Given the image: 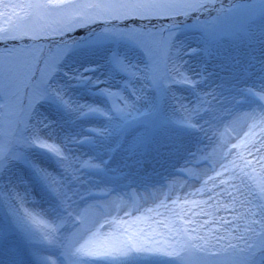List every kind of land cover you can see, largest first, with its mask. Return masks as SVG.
I'll return each instance as SVG.
<instances>
[{
  "label": "rangeland",
  "instance_id": "1",
  "mask_svg": "<svg viewBox=\"0 0 264 264\" xmlns=\"http://www.w3.org/2000/svg\"><path fill=\"white\" fill-rule=\"evenodd\" d=\"M47 2L48 0H35L33 3L32 0H0V36H3L6 32L12 33L13 29L25 19H28L32 29V32L28 35H16L14 39H0V58L5 56L7 54L6 50H8L21 60L30 59L31 72L29 76L35 77L37 80L42 75H47V64L53 58L63 62L64 71L69 73L91 68L93 71L86 74L92 77L94 75H106L108 70L104 64L103 50L90 49L86 42L92 41L93 37L105 35V29L107 28H113L121 33H150L167 40L170 44L182 42L197 49L198 54L195 55H184L188 51L187 48H184L180 54L182 59L190 62L187 67V72L190 75L193 71H200L201 68H206L205 75L207 73L213 74L208 77V84L204 86L205 91H210L213 83L221 81L235 85L236 81H241L237 85L238 87L253 83L252 79L246 78L245 68L248 72L259 75V61L262 54H264V9L261 7L262 0H164V2L177 5L198 4L202 6L179 7L169 12L146 13L143 15L129 14L120 17L108 15L106 9L89 7V5L116 3L120 0H69L71 4L77 5V7L57 9L5 7L6 5L45 4ZM84 15L91 16L92 19L87 24L76 23ZM67 24H71V27H65ZM61 28L64 30L54 31V29ZM75 31L84 33V36L77 37L73 35ZM202 31L205 36H202ZM210 38L214 39L213 44L209 42L208 39ZM102 44L118 48L127 53L133 63L138 65L141 70L150 63L146 50L135 43L134 39L113 37L104 39ZM25 53H31V56L26 57ZM143 56L146 58V62ZM68 58H70V61L65 63ZM75 60L76 62H74ZM59 79L65 89L71 91L77 98L79 96L81 98H93L89 89L94 91L95 86L89 83L77 84L73 80H68L62 73ZM111 83L113 86H118L121 83L120 78L117 77ZM144 83L143 80L140 83L133 80L132 84L127 85L126 91L122 88L113 87L111 91L116 95L108 98L113 109L124 107V97L132 92L133 84L138 90ZM32 86L31 79H22L18 89H14L7 95L0 87V150H15L21 154L25 152L28 155L34 153L43 156L36 152L35 146L24 148L21 140L22 136H30L31 127L38 123L35 119L28 121V114L31 111L29 105L34 106L36 103L31 94ZM103 86L101 85V87ZM189 87V85L182 84L175 86L174 92H178L180 103L188 105L190 101H193V97L188 91ZM146 90L151 91L150 89ZM52 102H57L54 97L41 102L39 108L47 110L50 121L54 123L57 122L69 128L74 127L76 122L80 123L82 127L74 137L83 139L84 137L79 134L87 129L95 128L93 134H98L101 131L96 123L101 120H92L88 122L90 124H86L87 121H74L71 114L64 116L58 114L52 106ZM257 111L261 112L259 108H257ZM85 112H87V109H85ZM133 115L136 116L137 114L134 113ZM223 116V120L228 121L229 115L224 113ZM108 127L112 131V138L116 145L123 146V155L120 156V161L124 165L128 164L130 166V169H123L129 173L126 177L112 180L118 183L122 182L121 184L124 182L121 191L124 202L122 211L134 215L138 211L139 202L137 186L132 182L133 180L145 182L144 180L148 178V170L147 168L144 169L146 157L150 156L149 164L156 165V168L164 166L165 161L171 155L169 152V136L172 134V130L163 118L157 119L147 127L141 118L128 117L126 124L121 122L120 126L116 127L113 123ZM205 127L216 130L213 123L205 125ZM245 128L246 125L243 124L240 131ZM120 136L126 139L125 144L120 142ZM209 137V131H207V134L202 133L199 143L191 146L193 154L185 155L184 162L174 164L171 167V172L173 176L190 181L197 176L198 168L205 167L207 184L200 192L208 203L216 207L215 211L217 212L213 213L210 220L199 218L196 223H191L181 205L171 195L173 192L172 180L169 177L163 178V180H160L159 192L161 197L163 195V198L168 200L169 205L165 218L169 225L171 223L172 229L164 230L161 239L151 238L145 242L146 246L159 247L162 250L182 249V254L191 261V264L215 262L217 259L223 258L212 257L209 255V251H220L232 255L233 249L229 245L236 246L235 257L242 259L243 252L241 250L246 249V244L258 242L255 236L245 231V220L247 219L248 210L252 208L254 203L260 201L261 186L264 185V167L260 168L254 162L259 148L264 143V129L261 133H257L256 137H253L249 151L242 156L234 157L236 150L234 146L230 145L231 143H227L230 146L229 149L233 148L231 150L233 157L227 164L226 173L237 179L238 182L235 183L223 181L221 175L216 171L214 163L208 158ZM145 144L146 148L143 147ZM73 146L77 147L76 145ZM223 147H220V149L222 150ZM79 148L89 151L87 147ZM142 148L145 154L144 159H142V156H140L141 158L133 157V159H141L140 165L137 166L130 161H123V158L128 156L131 151ZM120 157L115 159L111 165L112 167L116 166ZM103 158H110V155H103ZM85 161L88 162L87 165L77 162V166L82 170H86L87 177L100 179L101 177L95 174V166L98 165V161L92 163L89 158ZM21 163L20 160H14L5 173L12 168L19 169L23 172L25 181H28L23 163ZM5 173H0V250L2 245L10 244L12 251L8 252L7 257L12 260L15 256L13 261L16 263L20 258L25 257L28 242L6 203L2 189L8 188L10 182ZM43 188L44 186L41 185L42 190ZM237 189L240 190V200L236 197ZM36 191L41 195L39 190ZM83 191L87 198L95 201L104 200L106 196V190L102 184L92 183L88 187H83ZM128 192L134 197V209H131L127 196ZM50 202L53 213L57 214L59 209L56 208L55 201ZM117 217L119 220L120 216ZM119 221L123 223V219ZM206 221L207 223H205ZM224 221L228 223H224ZM99 222H107L104 230L106 231L109 225L107 218L103 215L94 219L92 228L97 229ZM53 226L64 228L60 222L55 224L53 222L51 228ZM193 229L196 231L193 232ZM118 236L121 247L131 238L125 230L120 232ZM189 236L197 238L189 240ZM217 236L223 237L219 243L216 241ZM241 236L244 239H240ZM205 239L209 241L207 245H205ZM201 246H204L207 250L202 251ZM84 258L89 262H91L89 258H94L95 261L100 259L109 264H126V261L120 263L115 258H109L101 254L84 256ZM169 258L164 256L154 257L152 253H145L141 264H170Z\"/></svg>",
  "mask_w": 264,
  "mask_h": 264
},
{
  "label": "snow or ice",
  "instance_id": "2",
  "mask_svg": "<svg viewBox=\"0 0 264 264\" xmlns=\"http://www.w3.org/2000/svg\"><path fill=\"white\" fill-rule=\"evenodd\" d=\"M198 6L202 5H177L164 2V0H120V2L116 3L89 5V7L106 9L108 10V15L117 17L129 14L162 13L179 7ZM5 7L57 9L61 7H77V5L71 4L69 0H48L45 4L6 5ZM261 7L264 9V0H262ZM91 19V16L84 15L76 23L87 24ZM65 27H71V24H67ZM63 30V28L54 29V31ZM30 32H32L31 26L28 19H25L13 29L12 33L6 32L3 36H0V39H14L16 35L24 36ZM105 33L103 36L93 37L92 41L86 42L90 49L103 50L104 64L108 70L103 80L99 78L93 79L91 75L86 74L93 71L91 68H84L79 72L73 73L64 71L63 62L55 58L51 59L47 64V75H42L37 80L35 77L29 76L31 72L30 59L21 60L8 50H6L7 54L0 58V87L3 88L6 95L14 89H18L22 79H31L33 82L31 94L36 103L34 106L29 105L31 109L28 114L29 122L33 118L37 119L38 124L48 120L46 116L39 113V105L41 102L53 97L66 114L73 116L74 121L91 122L92 120H102L99 125L101 131L98 134H93L95 128H92L79 134L84 137L83 139L76 137L64 138L66 142L76 145L78 148L87 147L89 149L85 154L89 156L90 160L98 161V165L95 166V174L101 177L102 182L121 179L128 175V172L123 170L126 169L123 162H117L115 167L111 166L113 163L112 156L118 151V148L116 142L113 141L112 131L108 127L110 124L115 123V126L119 127L121 122L125 124L128 122V117H133V119L139 117L147 126L157 119L163 118L172 130V134L169 136V152L177 158H183L185 155H192L191 146L199 143L202 133L207 134L208 129L205 125H211L217 120L224 119V113L231 115L233 111H238L244 107L252 109L254 106L264 113V54H262V58L259 61V75L248 72L247 68H245L246 78L252 79L253 83L238 87L235 84L221 81L215 84V88L212 91H205L204 86L208 84V77L213 74L207 73L205 75L206 68H201L200 71H193L192 75L189 76L180 70L181 65L178 63V61L182 60L180 53L184 48L188 49L184 55L198 54L197 49L182 43L179 45L177 43L170 44L167 40L158 38L150 33H121L113 28L105 29ZM32 34L34 35L35 33L33 32ZM113 37L134 39L135 43L146 50L150 63L141 70L138 65L133 63L127 53L118 48L102 44L104 39ZM74 43L76 44V42ZM76 46L79 47L77 44ZM24 55L30 57L31 53H25ZM61 73L68 80H73L77 84L89 83L95 86L94 91L89 89L92 97L95 98L93 102L91 104H80L79 100L66 95L65 88L59 79ZM117 77L120 78L121 83L118 86H113L111 81ZM133 80H136L137 83L143 80L145 83L138 90L133 84L132 92L124 97V107L117 108L113 112L108 107V98L115 96L116 93L112 92L111 89L116 87L126 91L127 85L132 84ZM177 84L190 86L188 91L194 102L190 101L188 105L178 102V98L174 94ZM101 85L104 86L101 87ZM146 89L151 91L149 92ZM209 97L211 99H208ZM173 101H177V103H173ZM85 109H87V112H85ZM134 113L137 115L134 116ZM49 123L52 122L49 121ZM38 124L32 126L30 136L21 137L24 148L35 146L41 150L48 149L46 153L49 155L52 151L59 154V149H53L41 137ZM44 126L48 127L49 124ZM143 147L146 148V144ZM67 151L69 155H66L64 160L56 161V164L63 167L65 171L70 166L65 162L70 158L82 165H87V161H80V158L71 153L70 149H67ZM109 154H112L109 159L103 158V155ZM142 155L143 148L133 150L128 156L123 158V161H130L138 166L142 162L141 159H133V157ZM14 160L22 161L24 167L31 171L53 197L56 208L59 209V212L53 216V222L54 224L57 222L62 223L64 226L63 230L67 231V235L59 239V247L65 249V255L96 256L101 254L97 250L90 249L87 245L75 247L78 240L76 239L77 233L73 229H76L77 226L86 225L88 220L85 212L78 210V206L73 199L78 193L64 183L63 176L25 152L21 154L15 150H0V173H5ZM57 176H61V178L57 179ZM68 222H71L70 227H68ZM224 223L228 222L224 221ZM245 223V231L255 236L258 242L246 244V249L241 250L243 252L242 259L235 257L236 246L229 245L233 249L232 255L220 251H209L210 256L223 258L217 259L215 262H202V264H264V185L261 186L260 201L254 203L252 208L248 210ZM54 230L57 232L62 231L61 228H55ZM192 231L195 232L196 230L193 229ZM196 238L193 236L188 237L189 240ZM239 238L244 239L243 236ZM222 239L223 237L217 236V243ZM208 243L209 241L205 239V245ZM72 249H75L74 253ZM201 250L207 249L201 246ZM120 251L126 264H141L145 253H152L154 257H170V264H191V261L182 254V249L168 251L159 247H149L138 237L130 238L123 244ZM30 256L31 259H28L26 264H60L53 252H43L34 248ZM21 264H24V262H21Z\"/></svg>",
  "mask_w": 264,
  "mask_h": 264
},
{
  "label": "bare ground",
  "instance_id": "3",
  "mask_svg": "<svg viewBox=\"0 0 264 264\" xmlns=\"http://www.w3.org/2000/svg\"><path fill=\"white\" fill-rule=\"evenodd\" d=\"M181 43L182 42L179 44ZM69 61L70 58H68L65 63H68ZM74 62H76V60ZM178 63L181 65L180 70L191 76L190 73L187 72V67L190 62L182 59L181 61H178ZM104 77L105 75H94L93 79L99 78L103 80ZM240 83L241 81H236V85ZM215 84L217 83H213L210 91L215 88ZM65 92L66 95L79 100L80 104H91L94 100V98L90 97L81 98L79 96L77 98L71 93V91L66 89ZM174 94L180 103L178 92L176 91ZM173 103H177V101H173ZM39 113L46 116L48 119L42 124L37 123L40 128L41 137L45 139L47 144L53 149H59V154L55 151H52L50 155L47 153L52 157L51 159L34 153H31L30 156L36 158L40 163L46 165L50 169L59 172L63 176L64 183L69 185L74 192L78 193L73 199L78 206V210L85 212L88 223L84 226H77L76 229H73V231L77 233L76 239L78 240V243L75 245L76 248L80 247V245H87L90 249L99 251L101 255L115 258L120 263H123L125 259L122 257L120 251L121 242L118 236L120 232H124L125 230L129 237H138L144 244L151 238L161 239L164 230L171 228V223L169 225V222H167L165 218L167 213L166 210L169 205L168 200H165L163 195L161 197L159 192L160 180H163V178L169 177L170 180H172L173 192L171 195L174 200L181 205L187 219H189L191 223H196L199 218L210 220L213 213L217 212L215 211L216 207L213 204L208 203L204 199V195L200 192L204 185L207 184L205 167L202 166L198 168L197 176L190 181L173 176L171 167L174 164L183 163L185 159L184 157L177 158L172 154L165 161L164 166H157L158 168H156V165L149 164L150 156L146 157V160L144 161V169L147 168L148 170V178L144 180L145 182L140 180H133L132 182L137 186L139 202L138 211L134 215H129L128 212H123L122 208L124 202L121 191L124 182L123 184H121L122 182H114V180L102 182L101 178L95 179L93 177H87L86 170L80 169L77 166V161L71 158L65 162L70 165L67 168V171L56 164L57 160H64V157L69 155L67 149H70L71 153H74L79 157L82 162L89 158V156L85 154L88 150L74 147L73 144L64 140L65 137L72 138L75 134H78L82 127L81 124L76 122L74 127L69 128L57 122L54 123L51 121L52 123H49L50 119L47 110L39 108ZM35 121L37 122V119H35ZM101 122L102 120L96 123L97 125H100ZM45 124H49V126L45 127ZM86 124L90 123L86 122ZM213 124H215L216 130H210L208 128L210 137L207 156L214 163L215 169L218 171L219 175H221L223 181L230 183L238 182L234 176L226 173L227 164L233 157L231 154L233 148L229 149L230 146L227 143H231L230 145H232V147L234 146L236 150L234 157L246 154L249 151L248 149L251 145L250 143L253 141V137H256V134L261 133L264 129V113L260 111L258 112L255 106L252 109L244 107L238 111H233L232 114L229 115L228 121L222 119L213 122ZM243 124L246 125V128L243 131H240ZM31 131L32 127L30 132ZM49 137H51V139H49ZM225 144L227 145L223 147ZM220 147H223L222 150ZM117 148L118 151L114 156L110 154L113 158V162L117 157H122L123 155V146L117 145ZM45 150L48 152V149ZM121 157L118 158L117 162H120ZM90 162L93 163L96 162V160H90ZM254 162L258 167H264V143H262V147L259 148ZM125 168L130 169V166L125 164ZM5 175L10 182L8 188L2 189L6 203L16 221V224L19 225L28 242L27 256L25 255V258L20 261L19 264H21V262L26 264L27 260L31 259L30 253L34 248L43 252L55 253L60 264H94L86 261L84 256L80 254L65 255V249L59 247V239L66 236L67 231L59 226L58 228L62 229L60 232L54 230L56 228L55 226L51 228L53 216L55 215L51 208V202L44 196L42 197V195H39L36 188L29 181H25L23 172L19 169L12 168L5 173ZM60 178L61 176H57V179ZM92 183L104 185L106 190L104 200L95 201L84 195L83 187H88ZM37 184H41L39 180L37 181ZM236 197L237 199L239 198V200L241 199L239 189L236 190ZM100 215L107 218L109 226L106 231H104L105 229L101 231L98 228H92V222ZM118 215L120 216L119 220L123 219V223L118 220ZM100 224L101 222H99L97 226ZM70 226L71 222H68V227ZM10 251H12L10 244H4L1 246L0 264H15L13 261L15 256H13L12 260L7 257L8 252L10 253ZM72 252L74 253L75 249H72Z\"/></svg>",
  "mask_w": 264,
  "mask_h": 264
},
{
  "label": "trees",
  "instance_id": "4",
  "mask_svg": "<svg viewBox=\"0 0 264 264\" xmlns=\"http://www.w3.org/2000/svg\"><path fill=\"white\" fill-rule=\"evenodd\" d=\"M82 32H80V34H81Z\"/></svg>",
  "mask_w": 264,
  "mask_h": 264
}]
</instances>
